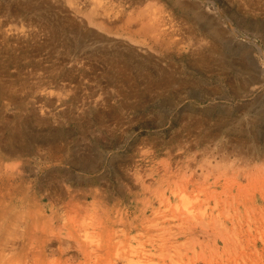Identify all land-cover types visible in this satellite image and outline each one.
I'll list each match as a JSON object with an SVG mask.
<instances>
[{
  "label": "rangeland",
  "instance_id": "1",
  "mask_svg": "<svg viewBox=\"0 0 264 264\" xmlns=\"http://www.w3.org/2000/svg\"><path fill=\"white\" fill-rule=\"evenodd\" d=\"M24 263L264 264V0H0Z\"/></svg>",
  "mask_w": 264,
  "mask_h": 264
},
{
  "label": "bare ground",
  "instance_id": "2",
  "mask_svg": "<svg viewBox=\"0 0 264 264\" xmlns=\"http://www.w3.org/2000/svg\"><path fill=\"white\" fill-rule=\"evenodd\" d=\"M149 25H151V27H153L152 24H149ZM149 28H150V27H148V29H149ZM152 29H153V28H151V30H152ZM154 29H155V31H156V27H155ZM150 32H151V31H150ZM26 259H27V258H26ZM26 259H25V260H26ZM30 260H31V258H30ZM25 262H26V261H25ZM24 264H25V263H24ZM28 264H29V263H28Z\"/></svg>",
  "mask_w": 264,
  "mask_h": 264
}]
</instances>
